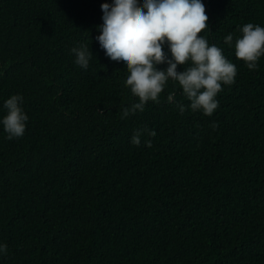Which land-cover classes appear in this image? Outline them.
Segmentation results:
<instances>
[{"label":"trees","instance_id":"1","mask_svg":"<svg viewBox=\"0 0 264 264\" xmlns=\"http://www.w3.org/2000/svg\"><path fill=\"white\" fill-rule=\"evenodd\" d=\"M104 2L0 0V115L21 94L29 116L19 138L0 125V264H264V56L249 70L223 42L264 26V0H203L201 35L237 67L211 116L181 114L169 81L125 119L127 70L95 40Z\"/></svg>","mask_w":264,"mask_h":264},{"label":"clouds","instance_id":"2","mask_svg":"<svg viewBox=\"0 0 264 264\" xmlns=\"http://www.w3.org/2000/svg\"><path fill=\"white\" fill-rule=\"evenodd\" d=\"M102 23L95 40L110 62L127 70L123 81L135 103L120 107L121 119L144 111L149 102L159 103L160 94L168 82L178 85L187 105L175 100V93L167 101L175 103L181 114L187 109L211 116L219 106L216 99L222 85L235 83L237 67L223 54V49L210 44L202 31L208 29V16L203 0H111L101 3ZM234 38L229 33L224 43L235 50L249 70L259 67L264 56V26L246 23ZM74 62L87 69L92 57L87 45L70 49ZM166 64L159 69L157 66ZM183 66L178 71V66ZM185 65H187L185 67ZM23 96L13 94L3 101L4 114L0 125L8 139L22 137L29 116L24 111ZM215 126V125H213ZM143 130H136L130 143L139 146ZM149 136L155 135L151 130ZM145 145L151 147V141ZM7 253V245L0 243V255Z\"/></svg>","mask_w":264,"mask_h":264}]
</instances>
